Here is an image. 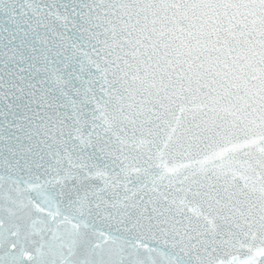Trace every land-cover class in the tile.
Wrapping results in <instances>:
<instances>
[{
	"label": "snow or ice",
	"instance_id": "obj_1",
	"mask_svg": "<svg viewBox=\"0 0 264 264\" xmlns=\"http://www.w3.org/2000/svg\"><path fill=\"white\" fill-rule=\"evenodd\" d=\"M0 264H264V0H0Z\"/></svg>",
	"mask_w": 264,
	"mask_h": 264
}]
</instances>
